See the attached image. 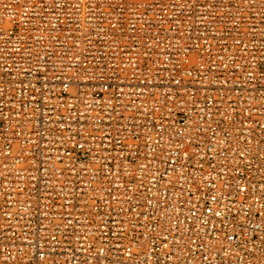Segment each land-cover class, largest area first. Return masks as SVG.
Wrapping results in <instances>:
<instances>
[{
	"label": "built area",
	"instance_id": "2783aa9c",
	"mask_svg": "<svg viewBox=\"0 0 264 264\" xmlns=\"http://www.w3.org/2000/svg\"><path fill=\"white\" fill-rule=\"evenodd\" d=\"M0 264H264V0H0Z\"/></svg>",
	"mask_w": 264,
	"mask_h": 264
}]
</instances>
